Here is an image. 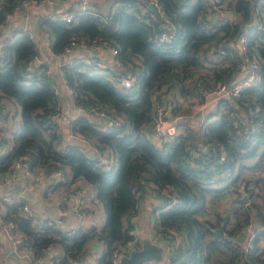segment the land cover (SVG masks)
<instances>
[{
	"label": "trees",
	"instance_id": "obj_1",
	"mask_svg": "<svg viewBox=\"0 0 264 264\" xmlns=\"http://www.w3.org/2000/svg\"><path fill=\"white\" fill-rule=\"evenodd\" d=\"M22 1L0 0V29L6 14L20 10ZM151 1L159 15L148 9ZM94 4L96 8L72 9L71 21L63 14L44 16L39 26L54 35L56 57L74 48L73 42L116 47V68L110 72L76 59L62 64L61 75H56L38 42L23 30L6 36L0 48V147L13 143L0 154V181L13 170L15 160L25 159L34 174L62 170L70 184L83 180L105 212L100 229L63 230L49 219L41 220L38 228L25 214L24 203L6 204L5 220L15 224L13 232L25 233L22 244L30 262L56 247L54 264H71L84 257L87 243L96 239L105 244L98 264H113L115 247L134 240L138 195L152 184L157 192H170L154 227L157 237L167 242L165 264H264V72L254 85L223 99L200 123L180 129L175 140L159 146L152 138L157 104L171 103L176 115L173 102L205 99L216 83L242 77L253 57L264 62V5L260 0ZM222 5L233 11L231 22L215 20V6ZM244 32L247 53L237 43ZM220 45L225 54L218 52ZM122 75L130 76L134 85L117 86ZM58 76L76 105L107 111L113 122L122 119V124L103 129L102 118L82 112L70 128L84 145L66 141L54 119L62 107ZM12 101L21 106V122L7 136L1 125L11 117ZM88 146L111 152L112 167L106 169L100 157H91ZM245 194L247 201L242 200ZM225 200L224 210H214L215 219L208 218L210 209ZM88 209L83 208L86 213ZM220 227L223 234L217 237Z\"/></svg>",
	"mask_w": 264,
	"mask_h": 264
},
{
	"label": "crops",
	"instance_id": "obj_2",
	"mask_svg": "<svg viewBox=\"0 0 264 264\" xmlns=\"http://www.w3.org/2000/svg\"><path fill=\"white\" fill-rule=\"evenodd\" d=\"M94 8V0H90ZM75 0H56L55 4L50 5L46 0H40L38 4L33 5L28 12L21 13L12 22L4 28H1L0 40L8 35L18 34L20 31L31 30L37 39L43 58L50 59L52 71L57 75H61V66L66 62L73 60H86L95 58L104 64V71L110 72L116 68V56L112 54L110 48L102 45L94 47H81L71 52L56 57L52 51L54 35L48 27H40L39 20L53 13L65 14L73 9ZM94 4V5H93ZM241 78H238L239 80ZM56 91L61 97V111L58 116L54 117L59 123L63 137L66 141H74L84 145V140L75 136L70 128V123L78 115L82 114V110L75 104L71 90L66 82L58 76L56 81ZM181 99V98H180ZM179 100V99H178ZM207 107L212 104L205 101ZM197 104V103H195ZM214 104V103H213ZM213 108V107H212ZM209 110V108H208ZM202 112L199 113L201 115ZM170 117L172 112L169 113ZM4 133L10 136L11 132L16 129V122L9 117L2 125ZM13 143L8 142L4 148L0 147V154L9 151ZM93 149V148H92ZM88 146L87 151L91 157H101L103 153L92 150ZM108 154H111L109 152ZM68 171V169H66ZM34 176H28L23 169L15 172V178L6 181L3 176L0 181V264H48L50 258L58 254L56 247H51L47 254L35 263H31L30 253L23 244L16 245L14 243V233L7 225L5 220L6 204L14 202H22L30 206L34 212V226L40 228L41 220L49 219L54 221L57 226L63 230L76 229L83 227L90 229L97 227L100 229L104 222L103 205L95 199V191L83 180L78 179L75 183L70 184L65 177L59 178L55 172L46 174L43 171L35 173ZM154 186V185H153ZM155 187V186H154ZM83 189L86 197V206L89 208L85 215L78 213L75 209L77 203V191ZM156 189V187H155ZM167 195L161 192H153L147 190L139 195L138 213L133 217L134 223L133 233L137 245L141 246L143 238L150 237L153 242H161L167 246V242L157 237L155 227L156 213L164 209L160 204L167 201ZM102 208V210H101ZM25 214L27 212L24 210ZM28 215V214H27ZM158 239V240H157ZM87 253L80 261H73L71 264H98L99 257L103 254L104 244L96 239L87 243ZM167 252H165V255ZM90 256L88 261L86 260ZM162 262H151L152 264H165ZM83 261V262H81Z\"/></svg>",
	"mask_w": 264,
	"mask_h": 264
},
{
	"label": "built area",
	"instance_id": "obj_3",
	"mask_svg": "<svg viewBox=\"0 0 264 264\" xmlns=\"http://www.w3.org/2000/svg\"><path fill=\"white\" fill-rule=\"evenodd\" d=\"M46 1L50 5H53V4H55L56 0H46ZM212 1L214 2V0H212ZM39 2H40L39 0H23L20 4V6H21L20 10H17L13 13H7L6 14L3 26L4 27L7 26L10 22L14 21L19 16V14L24 13V11L28 12L29 9L33 5L38 4ZM151 2L154 3L153 1H151ZM260 3L262 5H264V0H260ZM92 7L93 6H92L90 0H75L73 10H76V9H83L84 10V9H88V8H92ZM215 8H216V13H217V15L215 16V20H217L218 22H222V23L231 22L233 20V18L235 17L233 11L230 8L225 7L224 5H222V7L215 6ZM73 13L74 12H71V11L67 12V13L62 15V18L65 19L66 21H71ZM206 27L211 28L212 25L208 23V24H206ZM25 32L29 33V36L32 39H34V41L37 42L38 38L36 37V35L31 30H25ZM4 38H2L0 40V48H3L5 45ZM237 43H238V47H239L241 52H243V53L248 52L249 40H248V36L245 32L238 36ZM73 46H74V48H72V47L67 48L66 53L71 52L75 49L81 48V46H79L78 44H75V42H73ZM217 50L221 54L226 53L225 49H222L221 45L218 47ZM111 51H112V54L116 55L118 52V49L116 47H114V48H111ZM85 61H87L89 64L94 65L96 68H98L100 70H105L103 62H101L95 58H88ZM249 63H250L249 67H248V69L245 70L244 75L242 77H240L241 79L236 80V81L231 82V83H227V82L216 83L214 89H211V91L207 93L205 99L199 100L197 98H193L196 100L195 103H203L204 101H207L209 103H214L215 107H216L217 104H219L223 99L228 98L231 94L238 92L243 87L251 86V85H254L255 83H257L259 78H261L262 73L264 72V62L261 63V61L258 59V57L255 56L252 59H250ZM116 84H117V86H119L121 88H130L134 85V80L130 76L122 75L120 77H117ZM71 93H72V91H71ZM182 101H183V99H179L176 102L172 103L174 106L177 107V114L172 116V117H170V115H169V113L172 111L171 103H169V104H162V103L157 104L156 114H155L156 131L154 134H152L153 141L157 145L161 146L166 141L175 140L179 134L181 124L191 125L190 121H188V122L184 121V122L179 123L180 119H179V117H176L179 114V112H181L182 110L185 109L186 106H190L186 102H182ZM78 107L80 110H82V112L87 113L91 117L99 116L100 118H102L103 125L105 124L104 127H102L103 129L112 128V127L121 125L123 122L122 119H119V120H116L115 122H113L111 120V118L109 117V115L107 114V111L106 112H104V111L97 112V111H95V109L93 107H86V106H82V105H80ZM211 110L214 111L215 108H213ZM2 115H3L2 112H0V117H2ZM108 153H109V151L104 152L102 154V156L100 157V164L106 169H109L112 167V161H113V156L111 154H108ZM13 167L14 168L12 171L4 173V175H3L4 180L10 181V180L14 179L15 178V172L19 169H23L28 176L30 175V176L36 177L34 175V173L31 171L29 164L27 161H25V159L15 160ZM55 174L61 179L65 178L64 172L62 170L56 171ZM1 181H3V180H1ZM146 189L153 191V192H157L155 187L152 184H148V187H146ZM161 193H164L167 196L170 195V192L168 189L163 190V192H161ZM140 194H142V193H139V195ZM77 195H78V198H77V203H76L75 209L78 213L85 215L86 211L83 210V208L86 206V197H85L86 194L83 191L81 193H77ZM139 195H138V199H139ZM24 210L27 212L28 216H30V217L34 216V212L30 208L29 205L25 204ZM7 225L9 226V228L13 232V229L15 228V224L12 223L11 221H9V222H7ZM13 233H14V235H13L14 243L16 245L22 244L25 240V233L21 232V231L17 232V233H15V232H13ZM135 248H137V244L135 242V239L126 243V244L116 246L115 249L113 250V253H112L113 264H120L121 258L125 255H128ZM48 264H54V260L50 258Z\"/></svg>",
	"mask_w": 264,
	"mask_h": 264
},
{
	"label": "rangeland",
	"instance_id": "obj_4",
	"mask_svg": "<svg viewBox=\"0 0 264 264\" xmlns=\"http://www.w3.org/2000/svg\"><path fill=\"white\" fill-rule=\"evenodd\" d=\"M182 102H186L190 106H186L185 109L182 110L181 112H179V114L176 116V117H179V119H180L179 123L180 122H184V121L185 122L190 121V124L191 125L198 124V123H200V121L203 118H205L212 111L211 109L215 108V104H213V103H210V104H212L211 107H207L205 101L203 103H197V104H195L196 100L193 99V98L184 99ZM15 104L16 105H14L13 101L10 103V107L13 108V110L11 112V117L14 118V120L16 122V126L18 127L19 124H20V122H21V106L18 103H15ZM208 108H209V110H208ZM171 112H173V110ZM200 112H202L201 115H199ZM185 126L186 125L181 124L180 125V129H182ZM247 200H248V196H247ZM100 204H101V202H100ZM227 205H228L227 200L223 201L222 203H220L217 206L216 209H210L209 214H208L207 217L210 218V219H212V220H214L215 219L214 210H216V211H218V210L223 211L224 208ZM101 210H102V208H101ZM103 211H104V209H103ZM104 217H105V212H104ZM102 243L104 244V242H102ZM104 247H105V244H104ZM164 256H165L164 258H166L165 252H164ZM87 257L88 258L86 260H84V261H88L89 260L90 256L87 255ZM80 260H78V261H80ZM81 262H83V261H81Z\"/></svg>",
	"mask_w": 264,
	"mask_h": 264
},
{
	"label": "water",
	"instance_id": "obj_5",
	"mask_svg": "<svg viewBox=\"0 0 264 264\" xmlns=\"http://www.w3.org/2000/svg\"><path fill=\"white\" fill-rule=\"evenodd\" d=\"M148 9L155 14L159 15L160 10L154 4L150 3ZM243 201L247 200V195L242 197ZM217 237H220L223 234V227H220L215 231ZM168 251V247H165V244L159 242H153L152 238L147 237L143 238L141 241V246L133 249L128 255H125L121 258L120 264H145L148 262H162L164 261V252Z\"/></svg>",
	"mask_w": 264,
	"mask_h": 264
}]
</instances>
